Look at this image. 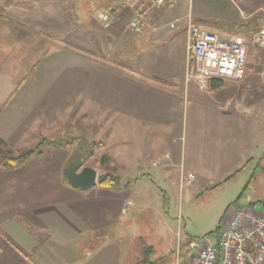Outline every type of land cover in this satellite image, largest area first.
Listing matches in <instances>:
<instances>
[{
    "label": "crops",
    "instance_id": "crops-1",
    "mask_svg": "<svg viewBox=\"0 0 264 264\" xmlns=\"http://www.w3.org/2000/svg\"><path fill=\"white\" fill-rule=\"evenodd\" d=\"M108 8L115 18L110 31L116 41L129 40L131 64L146 80V93L160 95L164 103L157 115L145 117V127L140 124L142 121L132 123L128 139L122 128L115 143L130 145L132 159L150 161L154 173L166 182L172 178L181 191L188 187L198 194L237 182L248 187L253 180L264 186V71L260 70L264 49L249 45L247 75L242 84L213 80L203 90L187 80L191 64L190 25L202 24L223 38L256 32L264 26V0H177L160 8L151 6L150 0H124L120 5L113 0H0V32L6 33V41L11 33L22 35L27 31L61 36V51L56 50L54 58L65 56L68 63L83 64L85 58L67 47L104 45L107 39L99 34L104 25L98 14ZM126 12H145L141 33L132 29L131 21L125 22ZM129 32L135 35L126 37ZM1 39L0 47L4 41ZM10 42L17 50L10 54V46L5 43L0 51L2 59L13 55L15 62L24 63L25 54L20 50L26 47V41L14 38ZM57 75L54 73L53 79H58ZM26 82L11 91L7 83V92H0V111L11 107L34 110L36 101L17 102ZM154 107L147 105L153 112ZM128 108L136 113L131 116L144 117L138 113L139 106ZM134 125L141 130L135 133ZM3 139L11 144V138ZM13 142L22 144L20 139ZM70 146L46 145L43 155L33 157L25 166L14 171L0 169V264L136 261L144 238L133 248L119 239L124 230L123 194L132 195L135 201L126 216L142 217L158 197L155 190L163 191L158 180L150 176L148 184L145 180L149 178L143 174L125 187L97 185L89 190L74 189L64 175L72 154L61 153ZM152 152L158 158L151 156ZM182 217L180 214L181 225ZM217 237L218 233L214 244ZM193 241L196 240L184 243L183 257V245L176 250L177 256L170 264L184 262Z\"/></svg>",
    "mask_w": 264,
    "mask_h": 264
},
{
    "label": "rangeland",
    "instance_id": "rangeland-1",
    "mask_svg": "<svg viewBox=\"0 0 264 264\" xmlns=\"http://www.w3.org/2000/svg\"><path fill=\"white\" fill-rule=\"evenodd\" d=\"M113 2L117 3L116 0ZM133 16V12H126L125 22H130ZM111 17L113 25L115 18ZM100 29L102 39H107L104 45L67 47L69 51L85 58L83 64L68 63L70 60L66 61L65 56L54 58L55 51H61L58 48L63 43L59 40L61 36L37 31L9 35L10 40L18 38L26 41V47L20 50L25 54V62H15L17 58H13V55L2 59L0 54V92H7L8 85L11 91L20 82L27 81L21 85L24 90L17 102L36 101L39 106L32 111H19L23 107L0 111V135L5 139H12L8 147L0 148L4 153L9 151L16 156L35 148L43 138H74L69 149L61 150V153L72 154L67 167L75 163L76 156L80 155L83 167L89 166L97 170L99 180L100 176L111 174L120 178L121 187L134 183L143 174L149 178L145 182L150 184V176H154L163 191L155 190L158 197L148 205L149 209L143 211L142 217L126 216L135 201L132 195L123 194L121 224L124 225V230L119 239L125 241L126 247L135 246L141 237L147 239L155 247L153 260L163 259L166 264H170L177 256L175 251L180 250L182 245L181 254L184 256V243L191 239L213 243L221 222L236 208L251 207L264 211L263 182L253 180L248 187L242 182L220 184L198 194L188 187L181 191L179 186L172 183V178L166 182L160 174L154 173L150 161L132 159L133 154L128 148L130 145L124 147L116 144L115 136L120 135L122 128L128 139L131 124L142 121L140 124L145 127V117L157 115L156 112L161 110L164 103L160 95L146 93V80L137 74L136 68L131 64L132 48L129 40L116 41L110 28ZM129 33L126 37L135 35ZM5 34L0 32V40L4 39L0 51L8 42L9 53L13 54L17 48L10 40H5ZM109 40L113 45L108 43ZM68 58L71 59V56ZM45 59L46 62L43 63ZM260 70L264 71V65H261ZM54 73L59 74L58 79H53ZM131 105L139 106L138 113L144 117L137 115L136 119L131 116L136 114L129 110ZM147 105H155V111H151ZM134 127L135 133L141 130L137 125ZM82 138L89 143L87 148H83ZM19 139L22 144L13 142ZM83 150L86 151L82 153ZM150 155L158 158L155 152ZM157 160L160 164L164 163L163 159ZM140 166L141 170L135 174ZM180 214L183 216L182 225L179 221Z\"/></svg>",
    "mask_w": 264,
    "mask_h": 264
},
{
    "label": "built area",
    "instance_id": "built-area-1",
    "mask_svg": "<svg viewBox=\"0 0 264 264\" xmlns=\"http://www.w3.org/2000/svg\"><path fill=\"white\" fill-rule=\"evenodd\" d=\"M176 1L150 0V5L160 8ZM144 13H136L131 20L136 33L144 29ZM98 19L106 29L113 23L110 10L99 12ZM189 33L191 64L187 80L203 90L208 89L213 80L242 84L247 75L249 45L264 49V26L256 32L223 38L216 30L191 24ZM217 239L216 244L191 242L186 260L182 263L178 260L177 264H264V211L236 208L223 220Z\"/></svg>",
    "mask_w": 264,
    "mask_h": 264
},
{
    "label": "trees",
    "instance_id": "trees-1",
    "mask_svg": "<svg viewBox=\"0 0 264 264\" xmlns=\"http://www.w3.org/2000/svg\"><path fill=\"white\" fill-rule=\"evenodd\" d=\"M75 141L74 138L70 140H61V139H47L43 138L35 148L27 149L22 153L14 156L11 152L4 153L0 148V169L6 171H12L19 169L27 164V162L35 156L43 155V147L46 145L53 146L56 148L68 147L73 144ZM88 142L82 138L83 148H87ZM7 142L0 137V146L8 147ZM82 148V149H83ZM86 150H83L84 153ZM120 183L119 177H114L111 174H105L100 176L99 184L103 187H113L117 186ZM181 249V248H180ZM155 247L151 243L146 242L144 239H141V249L137 255V259L133 264H166L163 259L153 260L155 256Z\"/></svg>",
    "mask_w": 264,
    "mask_h": 264
},
{
    "label": "water",
    "instance_id": "water-1",
    "mask_svg": "<svg viewBox=\"0 0 264 264\" xmlns=\"http://www.w3.org/2000/svg\"><path fill=\"white\" fill-rule=\"evenodd\" d=\"M64 175L68 184L78 190H89L99 183L97 170L89 166L83 167L80 155L76 156L75 163H72L65 169Z\"/></svg>",
    "mask_w": 264,
    "mask_h": 264
}]
</instances>
